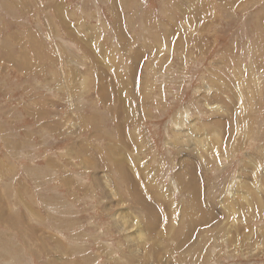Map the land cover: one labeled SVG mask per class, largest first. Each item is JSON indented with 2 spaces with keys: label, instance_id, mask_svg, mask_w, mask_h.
Segmentation results:
<instances>
[{
  "label": "rangeland",
  "instance_id": "374dc122",
  "mask_svg": "<svg viewBox=\"0 0 264 264\" xmlns=\"http://www.w3.org/2000/svg\"><path fill=\"white\" fill-rule=\"evenodd\" d=\"M0 264H264V0H0Z\"/></svg>",
  "mask_w": 264,
  "mask_h": 264
},
{
  "label": "bare ground",
  "instance_id": "6f19581e",
  "mask_svg": "<svg viewBox=\"0 0 264 264\" xmlns=\"http://www.w3.org/2000/svg\"><path fill=\"white\" fill-rule=\"evenodd\" d=\"M114 161H115V160H114ZM118 161H119V160H118ZM117 165H118V164H117ZM121 169H123V168H121ZM123 170H125V169H123ZM126 172L128 173V171H126ZM122 173H123V172H122ZM132 174H133V173H132ZM123 175H124V174H123ZM125 175H126V174H125ZM125 175H124V176H125ZM130 176H131V175H130ZM134 176H135V175H134ZM129 181H130V180H129ZM135 181H136V180H135ZM138 182H139V181H138ZM133 183H134V182H133ZM137 185H138V184H137ZM146 195H147V194H146ZM144 196H145V195H144ZM144 198H145V197H144ZM148 200H149V199H148ZM146 203H147V202H146ZM120 205H121V204H120ZM123 205H124V204H123ZM147 205H149V204H147ZM137 207H138V206H137ZM138 208H139V207H138ZM151 213H152V212H151ZM135 214H136V213H135ZM152 214H153V213H152ZM153 215H154V214H153ZM127 217H128V216H127ZM130 219H131V218H130ZM130 219H128V220H130ZM125 221H126V220L123 221L124 224H126ZM130 221H132V220H130ZM138 221H139V220H138ZM145 222H146V221H145ZM130 223H131V222H130ZM132 223H133V222H132ZM127 224H128V223H127ZM122 226H123V225H122ZM124 226H125V225H124ZM142 226H143V225H142ZM144 229H145V228H144ZM140 230H141V229H140ZM146 230H147V229H146ZM149 230H152V229H149ZM149 230H148V231H149ZM149 233H151V231H150ZM152 234H153V233H152ZM156 244H157V243H156ZM155 253H157V252H155ZM158 261H159V260H158Z\"/></svg>",
  "mask_w": 264,
  "mask_h": 264
},
{
  "label": "crops",
  "instance_id": "0c3cea01",
  "mask_svg": "<svg viewBox=\"0 0 264 264\" xmlns=\"http://www.w3.org/2000/svg\"><path fill=\"white\" fill-rule=\"evenodd\" d=\"M96 58V57H95ZM117 121V120H116Z\"/></svg>",
  "mask_w": 264,
  "mask_h": 264
}]
</instances>
